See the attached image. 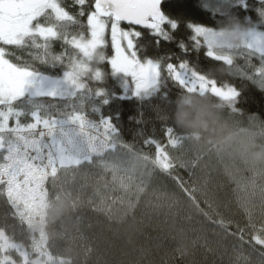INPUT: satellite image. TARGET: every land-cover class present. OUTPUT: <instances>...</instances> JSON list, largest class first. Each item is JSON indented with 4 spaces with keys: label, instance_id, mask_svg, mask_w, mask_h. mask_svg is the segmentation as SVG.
I'll list each match as a JSON object with an SVG mask.
<instances>
[{
    "label": "trees",
    "instance_id": "16d2710c",
    "mask_svg": "<svg viewBox=\"0 0 264 264\" xmlns=\"http://www.w3.org/2000/svg\"><path fill=\"white\" fill-rule=\"evenodd\" d=\"M246 3L247 8L235 4L215 12L218 0H162V12L177 21L175 30L167 23L162 25L169 40L153 30L120 25L141 33L140 37H132L141 61L159 60L164 67L187 62L204 74L224 63L206 57L203 42L199 50L193 48L194 33L188 24L216 27L225 17L235 15L264 32V18L256 10L261 6L260 0ZM93 5L94 0H85L84 4L62 0V6L84 24L94 11ZM105 39V53L110 57L108 30ZM4 47L13 54L9 58L14 62L17 56L32 61L28 50ZM66 47L57 41L54 52L60 54ZM258 65L254 58L237 56L229 66L233 71L215 78L217 87H234L240 92L234 106L243 110L245 124L248 114H254L251 118L264 124V88L251 78ZM36 66L49 71L38 62ZM98 66L104 79L92 82L95 90L121 95L122 88L112 76L110 64L104 61ZM181 92L169 78L161 92L150 100H110L108 105H95L101 113L85 104L90 116L100 118L102 114L111 119L119 143L115 150L93 157L91 162L59 168L54 176L46 178L45 234L51 257L64 264H179L182 243L199 244L209 228H214L210 237L212 243H218L214 251H226L229 264H264V245L254 240L256 236L264 238V166L239 155L229 158L213 146L196 145L177 127L172 137L184 136L185 141L173 145L167 134V128L173 126L175 109V104L173 108L170 105ZM170 113L171 120L165 119ZM20 120L21 124L32 122L30 117ZM259 134L264 136V129ZM260 142L264 143V139ZM158 148L173 165L168 171L155 163ZM179 180L188 182L194 202ZM61 202H69L70 206L54 215L53 207ZM197 217L203 223L197 222ZM0 231L14 242L29 244V232L15 215L1 184Z\"/></svg>",
    "mask_w": 264,
    "mask_h": 264
},
{
    "label": "snow or ice",
    "instance_id": "6c2138e0",
    "mask_svg": "<svg viewBox=\"0 0 264 264\" xmlns=\"http://www.w3.org/2000/svg\"><path fill=\"white\" fill-rule=\"evenodd\" d=\"M77 2L84 4L85 0ZM161 2L95 0V11L87 16L84 24L62 6V0H0V149L6 147L5 159L11 161L2 173L8 178L6 181L0 179V184H7L10 200L18 196L22 185L34 197H41V186L49 175L57 173V165L60 168L81 165L117 148L119 140L114 135L117 128L111 119L102 114L98 121L91 119V113L85 111V104L93 105L92 111L101 113V108L95 105H108L110 100H150L161 92L169 78L182 89L178 96L211 94L235 104L239 91L234 87L226 90L217 87L215 79L189 67L187 62L180 63L177 70L172 63L164 67L159 60L142 62L137 57L138 49L132 37H140L141 33L124 30L120 24L143 26L165 40L171 39L162 25L167 23L175 30L177 21L162 12ZM235 4L248 7L246 0H218L214 11L226 10ZM260 4L256 10L264 18V0H260ZM83 15L81 11L80 16ZM109 22L114 49V55L110 57L105 53ZM188 28L194 33L191 36L193 48L199 50L203 42L206 57L217 62L232 66L233 57L241 48L254 50L249 55L259 53L264 61V32H258L255 26L250 27L242 44L220 50L213 48L209 40L210 27L188 24ZM57 41L67 45L60 54L54 52ZM5 45L28 50L32 61L17 56V62H14L9 58L13 54ZM180 47L183 49L185 45ZM104 61L110 64L112 76L122 88L121 95L95 90L92 82L99 83L104 79L98 66ZM36 62L49 71L41 70ZM259 72L264 83V67ZM175 101L170 105L172 108ZM21 117H30L32 122L21 124ZM10 118L14 119L11 127ZM165 119L171 120V113ZM172 125L167 128L170 142L173 145L184 142V136L172 137L175 127ZM101 127L103 136L94 135L93 132H99ZM22 132L28 133L32 139L20 135ZM20 141L34 154L27 151L21 154ZM158 153L155 163L168 171L173 167L172 163L162 149L158 148ZM254 240L264 245V238L256 236ZM0 264L5 261L0 260Z\"/></svg>",
    "mask_w": 264,
    "mask_h": 264
},
{
    "label": "clouds",
    "instance_id": "9594fccd",
    "mask_svg": "<svg viewBox=\"0 0 264 264\" xmlns=\"http://www.w3.org/2000/svg\"><path fill=\"white\" fill-rule=\"evenodd\" d=\"M209 40L213 48L220 50L242 44L250 29L248 23L235 15L225 17L216 27H210ZM233 69L228 65L210 68L206 71L209 79L218 75H227ZM242 109L235 107L221 98H213L196 93L178 96L175 101L173 123L182 130L186 137L196 145L213 146L224 151L231 158H242L264 166V136L259 134L264 124H259L246 116L243 123ZM69 202H61L53 207L54 215H60L69 207ZM187 252V245H181Z\"/></svg>",
    "mask_w": 264,
    "mask_h": 264
},
{
    "label": "rangeland",
    "instance_id": "374dc122",
    "mask_svg": "<svg viewBox=\"0 0 264 264\" xmlns=\"http://www.w3.org/2000/svg\"><path fill=\"white\" fill-rule=\"evenodd\" d=\"M120 27L124 30H129L123 28L121 25ZM106 30H108L110 35V22L109 27ZM122 43L126 45V42ZM111 49L112 55H114V49L112 48V46ZM253 52L254 50L252 49L241 48L240 50H238V54L234 55L233 59H235L237 56H244L245 58H247V60H251L252 58L257 60L259 62V65L257 66L255 76H252L251 78L254 81L258 82L262 88H264V83H262V78L259 72V69L261 67H264V61L261 60L259 53L249 55V53ZM177 70H179V67H177ZM90 118L97 121L99 120V118L96 116H90ZM13 124L14 119L10 118L9 126L11 127L13 126ZM38 130L40 129L38 128ZM93 134L103 136V128L101 127L99 132L94 131ZM20 135H23L28 139H32V137L26 132H22L20 133ZM20 145L21 154H23L25 151L30 154H34L32 153V150L30 148H27L24 145L23 141H20ZM6 156V147L4 149H0V157L2 158V162L0 164V179H4L5 181L8 177L2 174L3 169L11 163V161L5 159ZM59 168V165H57V169ZM19 179L22 180V177H20ZM179 182L182 189L194 202L192 190L189 187L188 182L181 180H179ZM44 184L45 181L41 186V197H34L28 192L26 186L22 185L18 196L12 200H10L7 195V184H1L4 194L7 196L8 200L13 206L15 215L25 226L30 235L28 246H24L18 242L10 240L2 231H0V260H4L5 264H64L62 260L51 257L47 251L45 234L46 192ZM196 220L197 222L203 223L199 217H197ZM212 233H215V229L209 228V233L206 235V237L202 236V239L199 240V244L197 242L186 244L188 249L187 252H185L184 248L180 247L182 255L179 264H229V257L226 251L224 253L221 252L220 254L217 251H214L218 243L211 242L210 237ZM205 238L209 239L207 241H204Z\"/></svg>",
    "mask_w": 264,
    "mask_h": 264
},
{
    "label": "water",
    "instance_id": "95a60500",
    "mask_svg": "<svg viewBox=\"0 0 264 264\" xmlns=\"http://www.w3.org/2000/svg\"><path fill=\"white\" fill-rule=\"evenodd\" d=\"M94 5H95V0H94ZM94 5H93V10L95 11ZM121 24L126 25V26H130V27H133V28H146V27H143V26L130 25V24L126 23V22H121ZM146 29H149V28H146ZM149 30H151V29H149Z\"/></svg>",
    "mask_w": 264,
    "mask_h": 264
}]
</instances>
